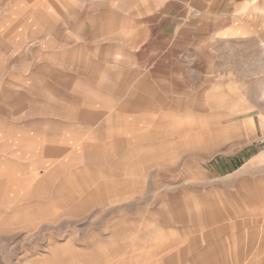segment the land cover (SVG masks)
Returning <instances> with one entry per match:
<instances>
[{"label":"rangeland","instance_id":"374dc122","mask_svg":"<svg viewBox=\"0 0 264 264\" xmlns=\"http://www.w3.org/2000/svg\"><path fill=\"white\" fill-rule=\"evenodd\" d=\"M0 264H264V0H0Z\"/></svg>","mask_w":264,"mask_h":264}]
</instances>
